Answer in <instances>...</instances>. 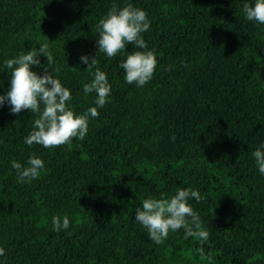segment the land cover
Here are the masks:
<instances>
[{
  "label": "trees",
  "instance_id": "16d2710c",
  "mask_svg": "<svg viewBox=\"0 0 264 264\" xmlns=\"http://www.w3.org/2000/svg\"><path fill=\"white\" fill-rule=\"evenodd\" d=\"M114 2L125 0H0V65L47 40L77 111L95 95L83 93L91 76L81 53L96 55L112 84L85 138L51 148L24 143L35 113L0 106L6 264H209L183 229L156 244L134 220L147 195L187 186L203 197L191 202L215 264H264V176L251 155L264 141V25L246 19L243 0H132L149 14L143 35L158 59L138 88L124 79L123 56L97 51L96 25ZM32 153L46 167L23 183L10 161ZM53 214L69 215L70 227L54 231Z\"/></svg>",
  "mask_w": 264,
  "mask_h": 264
},
{
  "label": "clouds",
  "instance_id": "9594fccd",
  "mask_svg": "<svg viewBox=\"0 0 264 264\" xmlns=\"http://www.w3.org/2000/svg\"><path fill=\"white\" fill-rule=\"evenodd\" d=\"M242 11L247 20L264 25V0H243ZM150 25L147 10L135 6L132 0H125L122 5L114 2L96 25L97 51L107 57L123 56L119 67L123 69L124 79L138 88L153 78L158 64L155 49L148 47L143 35ZM129 44L135 47L125 52ZM37 45L28 47L26 51L21 50L0 65V72L7 69L10 73L7 89L0 92V106L10 105L11 113L19 114L27 109L31 114H36L32 129L24 137L26 145L39 144L51 148L71 144L73 138L82 140L89 130V121L97 117L98 109L111 99L112 84L108 74L98 66L96 55H79V61L86 65L85 69L91 76L82 83L83 93L86 96L95 95L92 96L93 104L84 111H77L72 103V90L54 67V53L48 41ZM41 56L46 58V62H42ZM251 155L258 172L264 176V141ZM10 163L23 183H31L46 167L45 160L35 153L30 154L23 163L19 160H11ZM193 197L196 201L203 199L200 190L191 186L177 187L171 194L161 192L159 195H147L136 206L134 220L142 226L149 240L156 244L166 240L170 233L183 229L185 239L193 237L201 245L195 250L201 260L215 264L211 252H206L203 247L210 232L200 212L193 207ZM70 223L67 214H53L51 217L52 229L57 232L68 229ZM5 252L6 249L0 246V264H6Z\"/></svg>",
  "mask_w": 264,
  "mask_h": 264
}]
</instances>
